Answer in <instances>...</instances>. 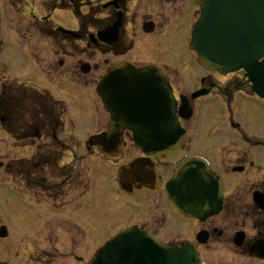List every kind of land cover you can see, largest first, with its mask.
<instances>
[{"label":"flooded vegetation","instance_id":"af4514ba","mask_svg":"<svg viewBox=\"0 0 264 264\" xmlns=\"http://www.w3.org/2000/svg\"><path fill=\"white\" fill-rule=\"evenodd\" d=\"M10 1V9L18 12L20 9V6L17 7L19 0ZM184 1H188V4L181 6V8H186L185 11L183 9L181 13L178 12L177 19H174L171 24H168V17H166V24H163L162 27L159 25L160 22L155 19L151 18L147 21L154 22L155 30H158L160 26V32L162 30L168 31L176 26H192L199 15L198 6H196L195 0ZM106 3L110 5L105 9L107 14L105 24L111 25L117 19L118 13L122 11L124 13V25L120 34L121 38L122 36L125 37L126 20L129 15L127 1L108 0ZM0 6L3 24L7 12L1 0ZM30 15L37 17L35 14ZM38 30L44 40L49 43L52 37L49 35L48 28L44 25L40 26ZM95 30L97 32L99 29L95 28ZM55 37L60 38L58 35ZM96 45L109 47L110 53L115 57L123 58L128 55V51L119 50L121 47L118 45L108 46L99 41L96 42ZM7 60L8 63L0 60V145H6V150L11 151V153H7L6 161L15 186L17 188L24 187L26 191H30V196L38 206H46L41 201L48 203L50 199H56L44 194L46 192L49 195L50 192L47 184L48 179L45 175L47 171L45 166L46 153L50 151L48 156L56 157L61 152L60 135L62 133L58 125L60 119L58 118L57 101L51 98L49 90L20 82L11 68V60ZM130 63L137 66L145 65V63L142 65L136 61ZM61 65L63 66V62ZM188 68L192 69L187 66L186 70ZM51 69L53 70L52 66ZM7 70L12 72L9 73ZM198 71L199 73L195 75L193 80L188 77L187 73L184 78H180L179 74L174 77L169 75V80L177 99V107L182 105V96H187L189 104L193 107L192 119L186 121L180 118V122L186 129L190 128L191 122H194L196 126L199 124L201 127L203 120H206L205 117L217 115V112L220 113V124L214 135L219 140V146H223V148L215 150L214 155L216 157L203 151L202 140H200L201 143L198 141L195 145L193 135L189 136L185 151L187 152L186 158L203 157L209 162V168L216 171L220 176L221 190L223 191L221 214L200 221L197 218H190L177 212L168 202L166 182L174 174L173 172L178 165L168 166L164 160H159L155 156L150 158L157 164L163 177V184L155 192L143 191L127 195L130 200L117 205L118 209L114 213L134 216L130 225L125 228L137 225L161 243L171 247H183L187 244L194 246L200 255V259L206 264H264V98L255 93L246 70L225 75L218 71L213 72L205 69H198ZM188 72L190 73L191 70ZM186 78L189 80L185 81ZM20 84L26 86L25 90L18 87ZM41 91L47 99L43 102L40 98ZM198 91L204 94L193 99L192 95ZM209 119L214 122L218 121L217 117ZM105 130V128L102 129V131ZM2 133L6 135L1 136ZM124 140L127 145L124 156L118 161L108 160L114 165L115 171L132 160L147 156L138 148L136 149L135 144L132 143V134L129 130L124 132ZM193 144L197 146L196 149L193 148ZM129 145H132L130 150H128ZM46 146L47 149H45ZM26 147H31L30 149L33 150L31 155L25 157L13 154V152L23 150ZM87 147L92 152L97 150L93 145H87ZM68 151L73 154V147L69 146ZM1 167H4L3 164ZM113 171L114 169L110 167L104 169L105 176L106 172L112 174ZM63 185L64 183L61 184V187ZM74 187L78 190L81 189L77 184ZM93 190L94 187L90 181L88 188L82 192L86 198L84 204L81 203L79 212L97 211V204H103L106 200L103 196L96 198L90 195ZM68 199V196L62 191L56 200L59 204L53 203L58 208L55 206L43 208L46 216L50 215L51 212H61L62 215H56L57 217L54 216V219L50 217L45 221L44 226L49 231L45 232L40 229L41 232L50 234V236L49 234L43 235L44 237L48 236V242L39 239L37 237L39 233L35 232L34 249L38 260H41L38 261L40 264H59V259L65 255L81 259L80 261L85 262V264L93 259V254L89 259H85L83 256L78 257V254L75 253V246L79 244L75 241L74 233L69 228L70 222L64 212ZM132 203L140 208L141 216L134 215L131 210L126 209L125 211V208ZM102 204L99 207L103 210ZM54 221H56V226ZM77 223L80 224V222ZM48 224L50 225L48 226ZM71 227L75 228V231L80 235L82 226L72 224ZM52 258L58 259L59 262L54 260L50 262L49 259ZM1 264L4 263L1 262Z\"/></svg>","mask_w":264,"mask_h":264},{"label":"rangeland","instance_id":"374dc122","mask_svg":"<svg viewBox=\"0 0 264 264\" xmlns=\"http://www.w3.org/2000/svg\"><path fill=\"white\" fill-rule=\"evenodd\" d=\"M1 1L4 3L7 13H5V22H3L2 27L6 43L2 47L4 51L0 60L7 63V59L11 60V68L20 82L49 90L53 97L64 101L69 107V115L65 116L64 125L67 128L66 131H61L60 138H65L64 141L69 140L67 145L73 147V155L70 154L66 162H72L74 169L65 170L66 176H63L60 170L57 171L56 168L48 167L47 178L57 185L58 182L76 180L74 177L79 172L84 178L88 177L91 172L92 176L95 172L94 190L90 195L96 198L101 196L106 198L103 204L100 203L104 206L103 210L99 207L100 204H97V211L79 212L76 209H79L84 201L80 203L74 200L69 202L70 206L64 211L71 226L72 224L82 226L80 235L75 230L70 229L74 233L75 241L79 244L75 246V253L78 254V257L83 256L85 259H89L96 250L100 249L102 244L114 238V235L121 229L129 226L134 218L132 215L114 213L118 209L117 205L130 200L127 195L118 193L113 184L112 174L106 172L105 176L104 169L108 167L115 169L114 165L111 163L103 165L102 156L96 152H86L87 140L91 135L106 128V124L110 120V115L104 110L101 100L96 94V84L108 66L123 60L136 61L141 64L156 63L168 76L174 77L179 74L180 78H184L187 73L188 77L193 80L195 75L199 73L200 67L197 64L195 54L189 49L192 28L176 26L168 31H159L162 25L166 24V17L169 18L168 24H171L174 19H177L178 12L181 13L183 9L185 11L186 8H181V6L188 4V1L126 0L129 15L126 20V35L123 38L122 49L130 51L123 58L115 57L106 47L89 45V34L95 32L94 28L98 26L97 20L107 16L102 6L108 0L79 1L78 4L84 7L83 19L85 20L87 17L92 19L91 26H88L84 31L83 36L85 37L83 39L80 40L79 37L81 36L72 35L68 38L61 35L63 32H60L57 34L60 38H56L57 35H52L49 43L44 40L38 29L44 25L47 28L53 27L52 23L48 21L53 12L50 3L57 1L56 4L59 5L58 3L63 0H19L17 7L20 6V9L18 12L10 9V0ZM64 1L69 2L70 0ZM30 14H36L37 17ZM51 18L56 28L61 25L68 30L77 31L79 29L77 16L71 9L55 10ZM151 18L160 22L161 27L159 26V29L155 30L152 36H147L142 31V26L145 21ZM62 62L63 66L61 65ZM83 62H88L92 66L97 64L100 67L93 69L87 75L82 74L81 65ZM187 66L192 69L186 70ZM188 70L191 72L189 73ZM7 71L12 72L11 70ZM188 80L189 78L185 79V81ZM217 113V115L205 117L207 121L203 120L201 127L199 124L196 126L194 122H191L189 128L195 134L193 135L195 145L198 141L201 143L200 140H202L201 146L203 148H200L213 157H216L214 155L215 150L223 148V146H219V140L214 135L220 124V113ZM211 117H217L218 121L210 120ZM5 135L4 133L1 134V136ZM195 145L193 144L194 149L197 148ZM30 148L26 147L23 150L13 152V154L27 157L33 152ZM130 149H132V145H129L128 150ZM8 151L6 145H0V226L7 225L10 231L8 238L0 239V263L36 264L37 260H34L32 258L34 255H31L35 252V241L33 240L35 232L39 233L37 235L39 239L48 242V236L44 237L43 235L49 233H43L40 229L45 232L49 231L44 226L45 221L50 217L54 219V216H61L62 214L61 212H51L50 215L46 216L43 206L36 208L34 200L27 199V195H20L11 186H6V183H14L8 176L5 167H1V163L5 162L8 156L7 153H11L10 150ZM65 188L67 192L73 190L71 186ZM49 203L52 204L50 201ZM52 206L55 205L52 204ZM55 207L58 208V206ZM126 209L131 210L134 215L141 216L140 208L134 203L126 207L125 211ZM63 216H65L64 213ZM55 222H53L54 225ZM40 232L42 233L41 237ZM99 245L101 246L99 247ZM49 260L50 262L52 260L58 261L55 258ZM80 260L74 256L66 255L58 262L60 264H84Z\"/></svg>","mask_w":264,"mask_h":264},{"label":"water","instance_id":"95a60500","mask_svg":"<svg viewBox=\"0 0 264 264\" xmlns=\"http://www.w3.org/2000/svg\"><path fill=\"white\" fill-rule=\"evenodd\" d=\"M197 3L202 9V17L193 28L191 49L199 53L200 64L223 74L246 68L255 90L264 95L258 87L264 84V62L259 63L264 58V0H197ZM120 26L118 21L115 26L102 31L100 38L109 44L115 42ZM90 69L88 64L83 65L84 72ZM98 85V94L112 115L109 131L96 137L102 153L111 158L118 157L124 148L122 133L129 128L137 136L136 144L146 154L165 156L167 161L180 156L185 132L177 120L169 82L159 70L137 69L128 64L113 66ZM186 106L185 101L182 114ZM188 109L191 114V108ZM164 138H168L167 142ZM146 166L152 175L145 178L139 172ZM177 172L169 181L168 192L178 211L200 219L220 212L219 180L212 171H206L202 161H186ZM119 175V183L127 192L153 189L159 179L153 165L145 164L141 159L121 168ZM0 234L8 235L5 227L0 229ZM96 257L93 264H200L196 252L169 249L141 233L137 227L113 238Z\"/></svg>","mask_w":264,"mask_h":264},{"label":"trees","instance_id":"16d2710c","mask_svg":"<svg viewBox=\"0 0 264 264\" xmlns=\"http://www.w3.org/2000/svg\"><path fill=\"white\" fill-rule=\"evenodd\" d=\"M41 101L43 102L44 99L41 100ZM60 148H61V152H60L56 157H54V156H51V157L47 156V154L50 152V151H47V153H46V161H45V166H46V167L49 166V165H52V164L55 165V163L58 162V160L60 159V157H62L63 154H64V152L67 150V149L64 147V145L61 144V143H60ZM45 149H47V146H46ZM42 165L44 166V162H43V161H42ZM64 170H65V169H64Z\"/></svg>","mask_w":264,"mask_h":264}]
</instances>
